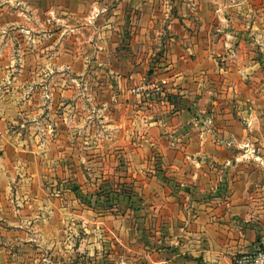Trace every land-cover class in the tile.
<instances>
[{
    "label": "crops",
    "instance_id": "crops-1",
    "mask_svg": "<svg viewBox=\"0 0 264 264\" xmlns=\"http://www.w3.org/2000/svg\"><path fill=\"white\" fill-rule=\"evenodd\" d=\"M204 2L0 0V264H231L264 245V150L246 153L264 146L247 84L264 29L222 31L234 16ZM261 2L232 5L256 22ZM94 66L118 91L102 127L138 135L113 147L130 154L121 215L90 202L104 196L77 87Z\"/></svg>",
    "mask_w": 264,
    "mask_h": 264
},
{
    "label": "rangeland",
    "instance_id": "rangeland-1",
    "mask_svg": "<svg viewBox=\"0 0 264 264\" xmlns=\"http://www.w3.org/2000/svg\"><path fill=\"white\" fill-rule=\"evenodd\" d=\"M136 1H205L204 2V13L211 14L212 8H214L215 11H213L216 14H225L234 16L233 20L221 22V28L222 31H232V29L235 27L237 28L240 25H244V29L246 32H251L252 29H255V31L258 33L259 29H264V0H136ZM235 1H262L263 4L262 11V20L255 22V14H259V9L256 7L251 6L248 8V11L245 13L244 17L241 18V15L244 13V9L241 7H235L232 5ZM222 3L226 4L222 6ZM230 3V4H229ZM229 4V5H228ZM217 7V8H216ZM253 37L250 36V40L252 41ZM264 38V37H263ZM247 40V39H246ZM251 44V43H250ZM91 51V53H89ZM89 56H94V50L89 48L88 50ZM95 60V59H94ZM261 69V68H259ZM251 70L250 76L251 78L247 82V84H251L252 93L255 96L256 105L264 110V67H262L261 70ZM88 74V75H87ZM86 76H90L91 78L89 84L86 85V87L80 86L77 87V92H85L86 94H90L92 97V112H93V122H92V144H93V152H92V158H93V164L91 167V180L88 182L89 186L94 188V185L92 184V181H95L96 178L101 179L100 185L105 186L106 190H111L112 196L117 197L122 195L123 197L127 193H132L133 191L130 189V185H127L126 178L129 173L130 166L127 165L130 160V154L128 151H121V150H114L113 147H115L117 144L118 139L123 138L124 141L130 140V138L136 137L138 135H116L110 134V130L112 129L110 126H108L107 129H109L108 132H106V129L102 127L104 122H100L98 117L100 108L106 107L104 113H107L109 118L115 116L116 113V103L111 102L107 103V106H105L106 101H111L112 97H114L118 91L113 83V79L111 80L110 74L106 75L105 72H101V70L98 68V66H94L93 69L87 73ZM102 78H109L107 81V85L104 83H101ZM261 101V104H260ZM260 105V106H259ZM108 118V124H114L113 120L111 121ZM103 130L102 135H99ZM100 136V140L99 139ZM100 141L105 143L109 149H102L100 152L98 149V145ZM254 144V145H253ZM251 143L250 146H248V150L246 151L247 156L253 158L258 157L261 155V152L264 150V146H257V143ZM102 147H104L102 145ZM262 147V148H261ZM108 150V151H106ZM119 151V152H117ZM103 153L104 158L100 159L99 154ZM263 153V152H262ZM102 161H100V160ZM117 163V164H116ZM104 175H107L106 177ZM120 177H116V176ZM124 179V180H121ZM99 185V186H100ZM88 189V186H87ZM117 191V192H115ZM121 193V194H120ZM126 200H128V197L125 196ZM133 199H131L132 201ZM115 203V202H114ZM126 205L119 203L114 204L113 208H107L106 210L111 213V215H121L122 210L125 209ZM115 212H117L115 214ZM125 221V218L122 217H116L108 219V221ZM92 264H98L93 263Z\"/></svg>",
    "mask_w": 264,
    "mask_h": 264
},
{
    "label": "built area",
    "instance_id": "built-area-1",
    "mask_svg": "<svg viewBox=\"0 0 264 264\" xmlns=\"http://www.w3.org/2000/svg\"><path fill=\"white\" fill-rule=\"evenodd\" d=\"M135 92L143 91L142 88L136 87ZM2 145V133L0 130V146ZM231 264H264V245L258 246L253 252L244 253L236 256Z\"/></svg>",
    "mask_w": 264,
    "mask_h": 264
},
{
    "label": "trees",
    "instance_id": "trees-1",
    "mask_svg": "<svg viewBox=\"0 0 264 264\" xmlns=\"http://www.w3.org/2000/svg\"><path fill=\"white\" fill-rule=\"evenodd\" d=\"M111 192H112L111 190H109V191L106 190L105 186L100 185L99 186V190L97 192V194H98L97 196L101 195V196H104V197H103V199H99V197H97L95 200H90L91 204H93L95 206L104 205L106 209L107 208H113L114 204L119 202V196H118V193H117V197H113ZM115 192H117V191H115ZM125 196L128 197V200H129L128 203H131L132 193H127V194H125Z\"/></svg>",
    "mask_w": 264,
    "mask_h": 264
}]
</instances>
